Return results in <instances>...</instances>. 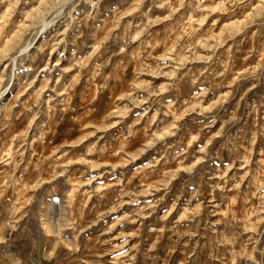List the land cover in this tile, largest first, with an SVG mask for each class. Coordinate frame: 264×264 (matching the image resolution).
<instances>
[{
  "label": "rangeland",
  "instance_id": "374dc122",
  "mask_svg": "<svg viewBox=\"0 0 264 264\" xmlns=\"http://www.w3.org/2000/svg\"><path fill=\"white\" fill-rule=\"evenodd\" d=\"M0 98V264H264V0H0Z\"/></svg>",
  "mask_w": 264,
  "mask_h": 264
},
{
  "label": "bare ground",
  "instance_id": "6f19581e",
  "mask_svg": "<svg viewBox=\"0 0 264 264\" xmlns=\"http://www.w3.org/2000/svg\"><path fill=\"white\" fill-rule=\"evenodd\" d=\"M45 26V25H44ZM15 78V77H14ZM8 87H10V86H8ZM7 88V87H6ZM13 88V87H12ZM11 90V89H10ZM1 92H2V90H1ZM3 93V92H2ZM3 95V94H2ZM10 95V94H9ZM10 98V97H9ZM8 98V99H9ZM1 99V98H0ZM3 100H4V98H3ZM9 101V100H8ZM15 101V100H14ZM12 102V101H11ZM13 104V103H12ZM1 105V104H0ZM7 106V105H6ZM4 115V114H3ZM1 156V155H0ZM2 157V156H1Z\"/></svg>",
  "mask_w": 264,
  "mask_h": 264
}]
</instances>
